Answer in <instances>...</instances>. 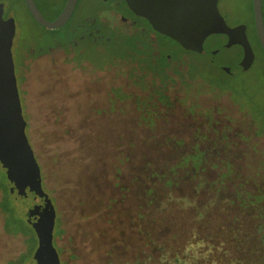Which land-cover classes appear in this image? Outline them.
I'll list each match as a JSON object with an SVG mask.
<instances>
[{
	"label": "rangeland",
	"instance_id": "374dc122",
	"mask_svg": "<svg viewBox=\"0 0 264 264\" xmlns=\"http://www.w3.org/2000/svg\"><path fill=\"white\" fill-rule=\"evenodd\" d=\"M35 1L47 18H53L66 0ZM0 2L4 17H12L15 24L11 50L20 107L40 165L42 187L56 211L53 242L63 249L61 264H101L105 250L92 247L99 243L94 242L99 230L109 227L102 203L112 171L119 170L133 186L134 199L142 202L147 181L153 178L148 174L179 158L174 135H188L193 117L209 127L212 123V128L219 125L225 137L205 139L212 148L234 140L229 148L237 170L264 191V54L255 46L252 0H218L227 25H247L255 52L251 67L235 73L221 66L240 65V58L228 50L219 53L217 63L200 51L184 49L166 34L154 33L156 41L149 48L146 37L111 30L99 12L109 1L78 0L57 31L61 38L52 41L41 37L56 31L47 32L37 23L23 0ZM224 38V31L217 30L210 43ZM40 46L49 47L34 52ZM126 50L136 51L135 55L140 51L144 60L137 63ZM162 53L171 55V68L155 63ZM227 134L232 135L227 138ZM2 173L0 182L7 183ZM2 197L0 186V201ZM4 220L0 207V264L25 252L30 240L22 231L5 230ZM19 222L28 228L26 222ZM34 236L35 246L28 249L24 264H31L35 232ZM157 257L155 251L150 262L167 264ZM93 260L98 262L90 263Z\"/></svg>",
	"mask_w": 264,
	"mask_h": 264
},
{
	"label": "trees",
	"instance_id": "16d2710c",
	"mask_svg": "<svg viewBox=\"0 0 264 264\" xmlns=\"http://www.w3.org/2000/svg\"><path fill=\"white\" fill-rule=\"evenodd\" d=\"M44 28L47 32H56L51 37L47 33L42 35L43 40L61 38L59 28ZM253 30L255 46L264 54L255 26ZM48 47H35L34 52ZM126 51L131 59L135 60L136 56L137 63L144 60L139 52L135 55L136 51ZM193 118L188 135H174L179 158L162 171L148 174L153 178L147 181L149 186L145 188L147 197L143 203L134 199L133 186L121 178L119 170L112 171L102 203L109 227L99 230L94 237V242L99 243L92 247V250H105L109 256L101 259V264H114L115 259L118 263L146 264L155 251L158 262L167 264H264V191L237 170V163L232 160L234 153L229 148L234 140L228 139L222 148H212L205 139L217 141L225 137L219 125L212 128L211 122L209 127L202 119ZM5 180L3 184L0 182L3 190L0 207L5 212L3 227L10 232L29 234L28 249L32 248L34 230L27 223L28 228L20 225L19 221H25L15 214ZM132 199L136 201L134 207ZM28 249L2 264H24ZM57 250L59 254L63 252L61 246ZM124 251L130 257L126 258ZM71 258L76 260L78 255L73 253ZM94 262L98 260L90 263Z\"/></svg>",
	"mask_w": 264,
	"mask_h": 264
},
{
	"label": "water",
	"instance_id": "95a60500",
	"mask_svg": "<svg viewBox=\"0 0 264 264\" xmlns=\"http://www.w3.org/2000/svg\"><path fill=\"white\" fill-rule=\"evenodd\" d=\"M77 0H66L60 12L47 18L35 0H25L27 9L40 25L49 29L63 26ZM138 15L147 18L152 28L169 35L185 49L204 53L219 61V53L228 50L240 58L239 67L221 66L230 73L251 67L255 52L247 35V25H227L218 8V0H126ZM258 40L264 50L262 0H252ZM0 2V170L7 176L8 189L17 214L29 224L37 237L31 264H61L53 242L56 211L49 194L42 187L40 165L28 141L19 100L12 43L15 24L4 17ZM224 31L223 41L210 43L215 31Z\"/></svg>",
	"mask_w": 264,
	"mask_h": 264
},
{
	"label": "flooded vegetation",
	"instance_id": "af4514ba",
	"mask_svg": "<svg viewBox=\"0 0 264 264\" xmlns=\"http://www.w3.org/2000/svg\"><path fill=\"white\" fill-rule=\"evenodd\" d=\"M105 1H109L108 7L99 10V12L100 15L102 16V19H106L105 23H107L108 27H110L111 30H114L115 32H119L120 34L133 35V36L137 35V37L138 36L146 37L147 39L145 45L146 47L149 48L150 45L153 42L155 43L156 41V35L154 33L165 35L152 28L147 18L136 14L127 5L126 0H105ZM77 3L78 0L76 2V5ZM121 5L124 6L123 10L119 8ZM177 43L179 42L177 41ZM145 45L143 46L145 47ZM138 47L141 48L142 45ZM181 47L183 46L181 45ZM155 63L159 64L161 68L166 70L167 68L172 67V57L170 54L162 53L161 57H159V59L157 60V62L155 61Z\"/></svg>",
	"mask_w": 264,
	"mask_h": 264
}]
</instances>
